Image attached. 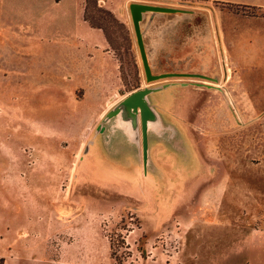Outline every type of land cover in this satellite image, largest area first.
Wrapping results in <instances>:
<instances>
[{
	"label": "rangeland",
	"instance_id": "1",
	"mask_svg": "<svg viewBox=\"0 0 264 264\" xmlns=\"http://www.w3.org/2000/svg\"><path fill=\"white\" fill-rule=\"evenodd\" d=\"M134 4L148 7L138 11L139 30ZM194 12L207 14L202 35ZM85 18L120 65L108 115L131 112L144 137L137 109L150 108L147 91L176 84L195 92L193 169L205 175L175 179L169 156L155 152L138 179L141 198L97 168L83 176L77 155L99 128L92 115L71 111L83 102L91 108L81 97L93 84L81 75L71 83L69 73L60 82L48 68L23 80L22 67L0 66L11 74L0 81V264H264V6L87 0ZM249 40L263 44L249 50ZM115 148L135 152L131 144ZM162 167L163 178L154 177ZM184 188L191 191H177Z\"/></svg>",
	"mask_w": 264,
	"mask_h": 264
},
{
	"label": "crops",
	"instance_id": "2",
	"mask_svg": "<svg viewBox=\"0 0 264 264\" xmlns=\"http://www.w3.org/2000/svg\"><path fill=\"white\" fill-rule=\"evenodd\" d=\"M239 1L264 6V0ZM86 2L87 0H0V66L22 67L20 76L23 80L32 78L39 72L43 75L42 69L48 68L60 82H64V75L69 73L71 83L76 81L75 76L81 75L84 77L83 83L93 84L81 97V101L86 98L93 100L91 108H86V103L83 102L76 111H71L78 117L87 113L92 115L93 122L99 128L98 133L91 132L87 151L81 153V158L77 155V163L84 161V166L86 165L83 176L91 167L97 168L104 172L105 178L127 180V184L133 189L123 194L141 198L144 192L138 191V179L144 174L145 159H152L151 154L155 152L163 157L166 154L169 156L166 160L171 167L167 174L175 179L204 176L202 171L193 169L192 148L198 135L195 128L197 123L192 118L196 96L190 87L171 84L146 92L150 108L137 109V112L141 111L144 137L139 132L137 118L131 112L123 115L121 108H117L108 115V100H111L113 94L117 97L115 88L120 84V65L103 31L85 18ZM163 4L170 5L166 2ZM206 15L191 13L194 19L199 20L196 23L199 24V35L203 34L200 27L206 30ZM260 44L263 43H251L249 40L247 49L257 50ZM81 54L89 59H80ZM64 67L69 69L65 71ZM0 76L4 77L0 81H8L10 79L6 77L11 74L0 73ZM62 88L61 85V90ZM62 97L61 91L60 99ZM59 107V111L54 110L56 115L62 111V101ZM221 112L220 107L215 108L216 115ZM150 120L153 121L152 125ZM43 124L41 132L48 135V121ZM126 144H131L135 152L119 154L115 146ZM162 161L163 158L159 162ZM164 171L165 168L162 167L159 172L153 171L152 175H156V172L157 177L163 178ZM177 191L189 193L191 188ZM200 194L203 193L199 192Z\"/></svg>",
	"mask_w": 264,
	"mask_h": 264
},
{
	"label": "water",
	"instance_id": "3",
	"mask_svg": "<svg viewBox=\"0 0 264 264\" xmlns=\"http://www.w3.org/2000/svg\"><path fill=\"white\" fill-rule=\"evenodd\" d=\"M132 6H133V12L135 13V16H134L135 25H136L137 30H139V26H138V20H139L138 11L139 10H146V9H148V7L147 6H143L141 4H134ZM139 40H140V34H139ZM140 44H141V47H142V42L141 41H140ZM145 66H146V69L148 71L149 68H148V65L146 63H145ZM149 78L151 80H155V79L160 78V76H153V77H149Z\"/></svg>",
	"mask_w": 264,
	"mask_h": 264
},
{
	"label": "bare ground",
	"instance_id": "4",
	"mask_svg": "<svg viewBox=\"0 0 264 264\" xmlns=\"http://www.w3.org/2000/svg\"><path fill=\"white\" fill-rule=\"evenodd\" d=\"M152 122H153V121H152V120H150V125H152Z\"/></svg>",
	"mask_w": 264,
	"mask_h": 264
}]
</instances>
